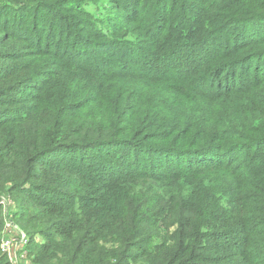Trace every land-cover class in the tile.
<instances>
[{
	"label": "trees",
	"instance_id": "trees-1",
	"mask_svg": "<svg viewBox=\"0 0 264 264\" xmlns=\"http://www.w3.org/2000/svg\"><path fill=\"white\" fill-rule=\"evenodd\" d=\"M3 198L30 264H264V0H0Z\"/></svg>",
	"mask_w": 264,
	"mask_h": 264
},
{
	"label": "rangeland",
	"instance_id": "rangeland-1",
	"mask_svg": "<svg viewBox=\"0 0 264 264\" xmlns=\"http://www.w3.org/2000/svg\"><path fill=\"white\" fill-rule=\"evenodd\" d=\"M1 201H3V199ZM4 208H5V213L3 214V216L6 218L7 232L3 231L4 232L2 235L3 243L0 246V252L1 254L9 258L11 264H30L29 249L27 247L28 245L23 246V243L21 241V232L23 231L21 230L20 226L16 225L12 220L13 212L16 209V204L11 199L10 204L7 205V203H5ZM10 225L12 226L13 230L11 229ZM35 237L38 241H42L41 236L36 235ZM8 244L9 246L6 252L3 249L6 248Z\"/></svg>",
	"mask_w": 264,
	"mask_h": 264
},
{
	"label": "built area",
	"instance_id": "built-area-1",
	"mask_svg": "<svg viewBox=\"0 0 264 264\" xmlns=\"http://www.w3.org/2000/svg\"><path fill=\"white\" fill-rule=\"evenodd\" d=\"M7 200V201H6ZM11 200L10 199H6V198H3V201H0V204L5 206V203L10 204ZM8 226V225H7ZM11 229H12V226L10 225ZM17 228V226H16ZM13 230V229H12ZM23 231V230H22ZM5 232H7V227L5 228ZM3 240V239H2ZM6 241V240H4ZM21 241L23 243V246H26L29 244V237L27 236V234L23 231L21 232ZM3 243V242H2ZM1 243V245H2ZM8 246L9 244L6 246V248H4L3 250L6 251L8 249ZM7 252V251H6ZM5 253V252H4Z\"/></svg>",
	"mask_w": 264,
	"mask_h": 264
}]
</instances>
